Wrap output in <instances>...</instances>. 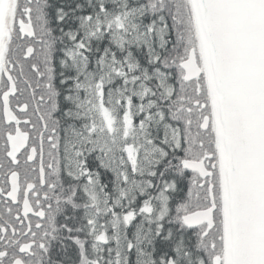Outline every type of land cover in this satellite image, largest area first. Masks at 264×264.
Listing matches in <instances>:
<instances>
[{
    "label": "snow or ice",
    "instance_id": "snow-or-ice-1",
    "mask_svg": "<svg viewBox=\"0 0 264 264\" xmlns=\"http://www.w3.org/2000/svg\"><path fill=\"white\" fill-rule=\"evenodd\" d=\"M0 264H264V0H0Z\"/></svg>",
    "mask_w": 264,
    "mask_h": 264
}]
</instances>
